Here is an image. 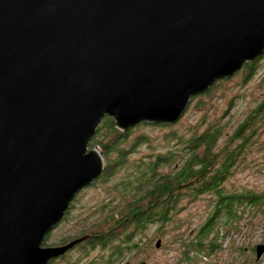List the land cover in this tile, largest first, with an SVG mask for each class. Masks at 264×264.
Masks as SVG:
<instances>
[{"label": "water", "instance_id": "water-1", "mask_svg": "<svg viewBox=\"0 0 264 264\" xmlns=\"http://www.w3.org/2000/svg\"><path fill=\"white\" fill-rule=\"evenodd\" d=\"M263 49L264 0H0V264L85 238L42 245L102 170L87 142L103 115L172 124Z\"/></svg>", "mask_w": 264, "mask_h": 264}, {"label": "trees", "instance_id": "trees-1", "mask_svg": "<svg viewBox=\"0 0 264 264\" xmlns=\"http://www.w3.org/2000/svg\"><path fill=\"white\" fill-rule=\"evenodd\" d=\"M263 53L264 49L252 60L245 61L240 69L230 76L236 73L244 77L252 74L255 64L261 59ZM226 78L216 79L206 90L192 95L189 102L206 95L208 90L216 87L219 81ZM181 116L172 124L177 123ZM172 124L141 121L120 130L113 125L111 116L103 115L87 144L88 148L96 146L104 159L100 174L92 182L102 179L105 175L123 166L128 150L121 149L119 146L126 141L133 127L157 125L167 128ZM195 127L197 126L192 127L187 135L188 138L183 141L184 147L180 153L181 163L175 170L155 176L158 163L172 158L157 154L153 160L148 162L147 170H150L151 176L147 177L144 183L140 182L141 186L138 184L132 187H128V184L124 187L120 186V193L123 192L126 198L129 195V201L122 206L112 207L101 221L84 232L81 231L72 237L61 238L58 242L60 244L86 235L83 240L75 243L62 254L50 258L45 264H56L57 259L63 258L72 250L91 251L90 249L96 246L107 252L108 257L104 264L115 262L119 264L125 252L144 245L135 240V235L141 233L142 227H145L148 222L156 224L157 230L170 223L171 228L178 230L181 220L177 216L180 208L177 204L180 196L184 195L189 198V203L201 196H204L203 200L209 198L206 203H203V209H206L205 217L198 224L195 234L189 237H179L183 240L180 243L185 245V247L182 245L183 253L187 252L182 258L184 262L195 254L189 255V248L190 251L199 252L198 254L205 256L212 246L217 245L218 248L222 228L226 232L230 226L234 225L235 229L242 216L247 214L252 216L257 211L263 212L264 186L261 188L247 187L244 184H236L233 179L236 174L244 170L258 171L263 168L261 166L264 164V93L217 148L215 145L221 135L219 123H209L201 131H197ZM100 130H104L103 134H100ZM168 132L175 133L173 128ZM164 135L168 137L167 133ZM112 153H115V156H112ZM120 184L122 185V182ZM68 208L64 211L63 218ZM55 225L44 235L42 245L49 244L44 240ZM158 236H162V232L154 237ZM79 263L81 261L78 258L66 264ZM99 263L102 262L90 260L83 264Z\"/></svg>", "mask_w": 264, "mask_h": 264}, {"label": "rangeland", "instance_id": "rangeland-1", "mask_svg": "<svg viewBox=\"0 0 264 264\" xmlns=\"http://www.w3.org/2000/svg\"><path fill=\"white\" fill-rule=\"evenodd\" d=\"M263 93L264 53L249 76L244 77L236 73L219 81L218 85L208 90L206 95L188 102L178 122L172 124L171 127L162 128L157 125L133 127L126 141L119 146L121 149L128 150L123 166L81 188L71 201L65 217L55 225L44 242L49 243L47 245H56L61 238L78 235L81 231L84 232L95 226L112 207L122 206L129 201V195L126 198L123 192L120 193V186L124 187L128 184V187H132L136 184L140 185V182L144 183L146 178L151 176L150 170H147L148 162L153 160L157 154L172 158L158 163L155 176L175 170L181 163L180 153L184 147L183 141L188 138L187 135L192 127L197 126L194 129L201 131L209 123H219L221 135L215 145L217 148ZM172 128L176 134L168 132ZM103 132L104 130H100V134ZM165 133L168 137L164 135ZM97 150L99 151L98 148ZM112 156H115V153H112ZM102 161L104 163L103 157ZM261 167L263 168L258 171L244 170L236 174L233 181L247 187L261 188L264 186V164ZM180 197L177 204L180 206L177 216L181 220L178 230L171 228V223L157 230L156 224L148 222L145 227H142L141 233L135 235V240L144 245L125 252L121 262L128 261L131 264L142 262L144 264H264V252L258 259L254 257V245L264 243V207L263 212L257 211L252 216L249 214L242 216L235 229L234 225L230 226L226 232L222 228L218 248L217 245L212 246L207 255L203 256L187 248L189 255L195 254L192 257L189 256L190 259L184 262L182 258L187 252L183 253L182 245L184 247L185 245L180 243L183 240L179 237H189L195 234L198 224L205 217L206 209H203V203H206L209 198L203 200L204 196L198 197L192 201V204L189 203L186 195ZM161 232L162 236L154 237L160 235ZM158 238L160 244L155 247L154 242ZM90 250H72L55 262L66 264L79 258L81 261L79 264L90 260L102 262L99 264L105 263L108 257L106 250L98 246Z\"/></svg>", "mask_w": 264, "mask_h": 264}, {"label": "flooded vegetation", "instance_id": "flooded-vegetation-1", "mask_svg": "<svg viewBox=\"0 0 264 264\" xmlns=\"http://www.w3.org/2000/svg\"><path fill=\"white\" fill-rule=\"evenodd\" d=\"M80 190H81V189H80ZM78 192H79V191H78ZM78 192H77V193H78ZM77 193H76V194H77ZM76 194H75V195H76ZM75 195L73 196V198L75 197ZM73 198H72V200H73ZM72 200H71V201H72ZM71 201H70V203H69V206H70V204H71ZM58 244H60V243H58ZM129 263H130V262H129ZM130 264H131V263H130Z\"/></svg>", "mask_w": 264, "mask_h": 264}, {"label": "bare ground", "instance_id": "bare-ground-1", "mask_svg": "<svg viewBox=\"0 0 264 264\" xmlns=\"http://www.w3.org/2000/svg\"><path fill=\"white\" fill-rule=\"evenodd\" d=\"M89 139H90V138H89ZM88 141H89V140H88ZM87 144H88V142H87ZM95 148H96V147H95ZM82 188H83V187H82ZM76 193H77V192H76ZM76 193H75V194H76Z\"/></svg>", "mask_w": 264, "mask_h": 264}]
</instances>
